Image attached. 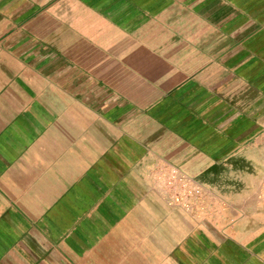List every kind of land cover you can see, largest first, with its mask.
<instances>
[{
    "label": "crops",
    "instance_id": "crops-1",
    "mask_svg": "<svg viewBox=\"0 0 264 264\" xmlns=\"http://www.w3.org/2000/svg\"><path fill=\"white\" fill-rule=\"evenodd\" d=\"M0 264H264V0H0Z\"/></svg>",
    "mask_w": 264,
    "mask_h": 264
},
{
    "label": "rangeland",
    "instance_id": "rangeland-1",
    "mask_svg": "<svg viewBox=\"0 0 264 264\" xmlns=\"http://www.w3.org/2000/svg\"><path fill=\"white\" fill-rule=\"evenodd\" d=\"M169 171H163L161 172V182L158 183L159 185V189H160V194L163 197H167V198H176V199H181V200H185V198H187V196H193V200L191 202V206L190 207H185V205L180 204L179 202H177V206L181 207L183 210H193V209H199L201 206V188L197 186L196 183H192L193 187L187 186L184 183H166L167 182V176H168ZM237 174L230 171H219L218 175L214 177H210V178H214V183H216L215 185L218 184L219 187H213L211 190L214 191V193L218 192V193H222V192H227V191H232L231 189H226L223 188V183H233V180L236 178ZM220 184V185H219ZM193 188V190L195 191L196 189H198L199 191V195H196L194 193V195H191V189Z\"/></svg>",
    "mask_w": 264,
    "mask_h": 264
},
{
    "label": "built area",
    "instance_id": "built-area-1",
    "mask_svg": "<svg viewBox=\"0 0 264 264\" xmlns=\"http://www.w3.org/2000/svg\"><path fill=\"white\" fill-rule=\"evenodd\" d=\"M176 182H179V183H184L186 184V187L187 186H190V187H193L192 186V181L190 179H188L183 173L179 172L178 170L176 169H169V173H168V176H167V182L166 183H176ZM199 195V191L198 189H196L195 191L193 190V188L191 189V195ZM176 203L179 202L180 204H184L185 207H190L191 206V202L193 200V196H187V198H185V200H181V199H174L172 198Z\"/></svg>",
    "mask_w": 264,
    "mask_h": 264
}]
</instances>
